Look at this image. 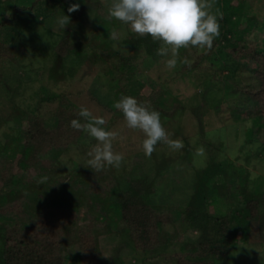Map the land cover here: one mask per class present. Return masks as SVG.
<instances>
[{
    "label": "trees",
    "instance_id": "obj_1",
    "mask_svg": "<svg viewBox=\"0 0 264 264\" xmlns=\"http://www.w3.org/2000/svg\"><path fill=\"white\" fill-rule=\"evenodd\" d=\"M73 1L78 0H31L29 4L0 0V9L7 15L5 20L0 19V68L11 64L21 66L30 54L27 45L11 38L16 33L15 28L5 30L19 25L21 13L45 14L53 3L59 5L56 9L60 11L67 9V4ZM212 1L216 0H207ZM245 2L231 0L229 13H239ZM112 3L113 0L108 5L102 0L97 1L93 10L97 25L87 40L91 49L83 51L89 54L94 64L103 66L118 100L122 96L135 97L158 111L161 122L170 119L179 111L181 102L176 99L169 106L172 100L166 95L164 86L137 76L139 51L126 53L106 44L108 37H117L122 24L108 14ZM254 25H260L264 31L263 20ZM221 26V35L214 41L212 49H206L195 62L186 63L180 71L198 68L203 59L215 56L216 52H221L222 61L234 63L243 73L247 71L245 65L252 63L250 78L245 85L241 77L228 76L227 80L230 87H235L255 104L249 110L248 141L264 144V38H250L254 26L243 30L239 24L227 23L222 27L223 31ZM127 41L138 49L145 47L153 56H157V49L161 47L160 42L153 41L150 36L139 37L134 33ZM75 49L68 36L61 38L55 46L56 53L67 60ZM50 100L57 101L51 121L38 111L25 112L20 108L7 120L15 122L19 136L11 151L9 147L0 148V222L5 230L0 264H68L72 251L79 264H109L101 250L102 236L113 230L124 232L134 249L146 254L162 247L161 227L176 223L198 229L201 234L197 240L186 242L184 250L174 255L175 264H236L229 259L239 234L245 236L259 230L256 223L261 218L264 183L260 184V189L258 185L253 186V195L242 194L246 205L241 210L234 209L235 202L229 195L216 190L213 198L226 200L227 208L224 213H212L207 203L159 204L151 197L147 188L150 184H139L129 174L125 176L128 185L120 187L118 172L110 166L95 173L83 164L75 176L67 179L61 174L62 156L79 153L88 160V154L94 151L97 143L91 149L86 148L81 142L84 132L71 127L73 119L86 122L78 116L82 106L72 94L62 93L50 97ZM87 103L90 110L100 112L105 109L106 116L115 114L124 118L122 111L94 96L90 95ZM192 152L193 147L189 146L190 160ZM230 164L234 176L236 167L233 161ZM82 207L86 209L84 213ZM114 211L119 213L116 220L113 219Z\"/></svg>",
    "mask_w": 264,
    "mask_h": 264
},
{
    "label": "rangeland",
    "instance_id": "obj_2",
    "mask_svg": "<svg viewBox=\"0 0 264 264\" xmlns=\"http://www.w3.org/2000/svg\"><path fill=\"white\" fill-rule=\"evenodd\" d=\"M97 1H73L67 4V9L60 11L56 9L59 5L53 3L45 14L35 16L23 12L18 16V26L5 29L15 28L16 33L11 38L27 45L30 54L21 66L11 64L7 68H0L1 149L9 147L10 150L17 144L19 134L16 124L13 120L11 123L7 120L18 108L25 112L38 111L51 121L57 101H51L50 97L62 93L72 94L79 105H87L89 110L87 102H90V95L112 107L118 101L116 90L103 71V66L94 64L89 54L83 51L91 49L87 40L97 25L93 14ZM102 1L108 5L110 0ZM230 1L209 2L212 4L209 11L218 12L222 18L219 19L221 30L227 23L239 24L243 30L254 26L250 38L258 36L263 40V28L260 25L255 27L254 24L264 21V0H246L239 13H229ZM13 2L29 4L31 0ZM72 4H79V9L68 13ZM61 17L67 21L65 27L58 23ZM6 18V13L0 9V19ZM131 34L129 26L122 23L117 30V37H108L106 44L126 53L139 51L137 76L144 80L152 79L164 86L166 95L172 100L169 106L173 100L181 102L179 111L161 123L168 138L181 141L183 147L172 150L167 143L161 142L151 157H146L142 149L145 138L142 132L129 129L125 119L118 115L106 116L105 109L100 112L90 110L94 116L105 118L107 123L104 127L116 134L112 141L113 151L124 156L121 166L116 168L120 187L128 185L125 176L129 174L139 184H150L147 188L151 191V197L159 204L207 203L210 212L224 213L227 201L213 198L217 190L234 200L235 210L244 209L246 198L242 194L251 196L253 186L258 185L260 189V184L264 183V144L248 141L249 110L255 104L235 87H230L227 77H241L245 85L250 78L252 63L245 65L247 71L243 73L234 63L222 61L221 52H216L215 56L203 59L198 68L189 72L180 71L186 65L184 61L193 63L206 50L189 47L179 50L176 68L168 70L166 61L172 58L170 53L169 56H153L145 47L138 49L127 41ZM64 36L70 37L76 46L68 60L61 58L55 51L56 44ZM23 122L26 124V121ZM81 142L88 149L97 143L85 132ZM189 146L193 147L192 160ZM82 161L85 159L79 153H72L70 157L62 156L61 174L67 179L72 178L83 168ZM231 161L236 167L235 177L231 172ZM41 190L44 191V188ZM81 211L84 213L86 209L82 207ZM176 214L179 217V213ZM117 218L119 213L114 211L113 219ZM183 224L163 225L162 247L146 254L134 249L126 233L113 230L100 239L102 253L109 264H175L174 255L184 250L186 242L197 240L201 234L198 229ZM256 226L259 230L253 234H239L229 261L236 264H264V201L260 222ZM4 233L0 222V261ZM68 260V264H79L73 251Z\"/></svg>",
    "mask_w": 264,
    "mask_h": 264
},
{
    "label": "clouds",
    "instance_id": "obj_3",
    "mask_svg": "<svg viewBox=\"0 0 264 264\" xmlns=\"http://www.w3.org/2000/svg\"><path fill=\"white\" fill-rule=\"evenodd\" d=\"M211 8L212 4L207 0H113L108 14L128 25L130 31L137 36H150L153 41L160 42L157 55L169 56L170 53L172 58L166 61V68L173 70L177 66L180 49L195 47L210 50L221 35L219 13L210 12ZM78 9L79 4H72L68 13ZM58 23L62 27L67 25L63 17L58 19ZM114 107L122 111L129 129L139 130L144 134L142 149L146 157L150 158L161 142L167 143L172 150L183 147L181 141L168 138L160 113L137 98L121 97ZM78 116L86 122L73 119L70 122L71 127L85 132L97 141L94 151L88 154L90 159L82 162L95 173L106 166L119 168L124 156L113 151L112 141L116 134L104 127L106 119L94 116L83 106Z\"/></svg>",
    "mask_w": 264,
    "mask_h": 264
}]
</instances>
